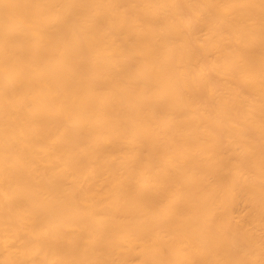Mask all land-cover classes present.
<instances>
[{
    "label": "bare ground",
    "instance_id": "obj_1",
    "mask_svg": "<svg viewBox=\"0 0 264 264\" xmlns=\"http://www.w3.org/2000/svg\"><path fill=\"white\" fill-rule=\"evenodd\" d=\"M0 264H264V0H0Z\"/></svg>",
    "mask_w": 264,
    "mask_h": 264
}]
</instances>
